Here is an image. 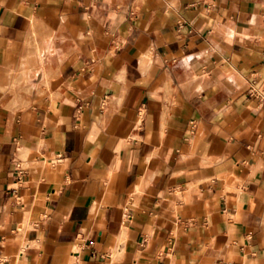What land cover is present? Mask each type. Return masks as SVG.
<instances>
[{
    "label": "crops",
    "instance_id": "0c3cea01",
    "mask_svg": "<svg viewBox=\"0 0 264 264\" xmlns=\"http://www.w3.org/2000/svg\"><path fill=\"white\" fill-rule=\"evenodd\" d=\"M0 264H264V0H0Z\"/></svg>",
    "mask_w": 264,
    "mask_h": 264
}]
</instances>
